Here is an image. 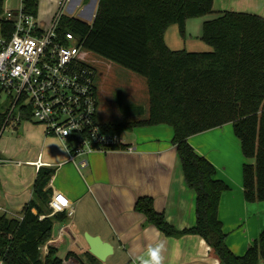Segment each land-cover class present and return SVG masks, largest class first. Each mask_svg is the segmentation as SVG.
<instances>
[{
  "label": "trees",
  "instance_id": "16d2710c",
  "mask_svg": "<svg viewBox=\"0 0 264 264\" xmlns=\"http://www.w3.org/2000/svg\"><path fill=\"white\" fill-rule=\"evenodd\" d=\"M212 1L98 0L90 24L62 15L57 33H73L90 53L146 81V119L103 124V131L120 135L133 128L158 125L173 130L171 143L185 184L195 193L194 226L181 232L173 230L147 197L138 198L134 210L166 236L201 237L219 264H264V228L243 255L236 256L226 247L217 208L227 187L187 141L193 135L231 124L246 160L241 171L243 198L249 203L264 202V19L227 12L205 21L200 40L210 52H173L163 41L169 26L176 25L182 36L187 19L211 13ZM5 4L6 0H0V17ZM36 10L37 0L23 1L25 13L35 15ZM114 101L124 118L144 114L141 106H124L117 97ZM3 118L1 114L0 126ZM126 147L121 144L115 149ZM52 174V169L37 170L32 198L22 208L20 219L0 214L2 264H62L63 258L75 257L72 251L60 257L51 246L44 257L39 251L51 240L54 222L66 219L63 213H43L49 197L45 187ZM84 256L87 264H98L89 253ZM77 262L84 264L79 258Z\"/></svg>",
  "mask_w": 264,
  "mask_h": 264
},
{
  "label": "crops",
  "instance_id": "0c3cea01",
  "mask_svg": "<svg viewBox=\"0 0 264 264\" xmlns=\"http://www.w3.org/2000/svg\"><path fill=\"white\" fill-rule=\"evenodd\" d=\"M73 1L76 6L79 3L83 6L79 13L81 18L77 19L89 20L85 23L90 24L98 0H69L64 6L67 11H72ZM7 4L8 0L4 9L17 6V2L14 7ZM227 12L264 19V0H213L211 13L185 21L182 36L176 25L169 26L163 33L164 44L173 52H210L211 48L200 40L201 26ZM35 15L41 23H48L37 10ZM141 83L145 88L146 81ZM144 113L147 117L146 110ZM96 119L101 125L110 123L104 119L99 122L98 114ZM5 131L7 135L2 139ZM130 132L128 139H120L131 151L126 148L94 153L84 159L87 166L79 169L67 162L66 152L56 137L45 135L43 126L29 115L22 116L17 126L0 135V213L21 218L22 208L32 198L38 170L33 164L38 160L42 164L40 168L53 170L45 187L48 199L57 191L74 204L67 229L80 251L70 249L75 252V257H70L73 262L82 255L86 263V236L96 237L111 247L112 253L104 261L97 260L98 264H134L149 244L160 241L165 242V264H219L201 237L166 236L134 210L136 200L147 197L154 211L161 214L173 230L181 232L195 223V193L185 184L176 149L171 143L172 128L158 125L137 127ZM187 141L196 154L213 166L214 177L227 187L219 197L217 218L225 234L226 247L234 255L241 256L264 228V202L249 203L243 198L241 171L246 160L241 154L239 140L231 124H225L193 135ZM249 163L253 164V160ZM31 212L36 213L35 210ZM65 223L54 222L49 240L51 247L61 251L60 257L68 250V239L63 235L55 244L51 241Z\"/></svg>",
  "mask_w": 264,
  "mask_h": 264
},
{
  "label": "built area",
  "instance_id": "2783aa9c",
  "mask_svg": "<svg viewBox=\"0 0 264 264\" xmlns=\"http://www.w3.org/2000/svg\"><path fill=\"white\" fill-rule=\"evenodd\" d=\"M23 1L17 0L14 9H3L0 17V107L4 109L0 135L17 126L22 116L29 115L43 126L45 135L60 141L68 163L84 168V159L94 153L116 150L122 141L119 134L103 131L97 122L98 91L94 70L87 60L89 51L73 33H57L69 0H48L57 3L58 11L47 27L41 25L36 15L23 11ZM33 166L39 169L42 164L37 160ZM47 207L49 216L63 213L66 218L52 244L64 235L69 241L67 251H80L67 229L74 204L62 193L53 191ZM49 243L39 248L41 257L47 254ZM62 264L79 263L67 257Z\"/></svg>",
  "mask_w": 264,
  "mask_h": 264
},
{
  "label": "rangeland",
  "instance_id": "374dc122",
  "mask_svg": "<svg viewBox=\"0 0 264 264\" xmlns=\"http://www.w3.org/2000/svg\"><path fill=\"white\" fill-rule=\"evenodd\" d=\"M17 0H8V7H14L16 5ZM86 2V1H85ZM93 2V1H90ZM76 3V2H75ZM73 1L70 6H72V11H67L65 8L62 11V14L64 17L68 18H79V13L83 6L79 3L78 6H76ZM89 3V1H88ZM37 11L39 16H43L46 19L48 23H41V20H37L41 23V25L47 27L46 25L50 24L52 17L54 14L58 11V6L56 2L48 1V0H37ZM81 18V17H80ZM84 22H88L89 20H84ZM88 63L93 68L95 73V87L98 91V97H97V114H98V120L99 122L103 119L106 120V122L110 123H124V122H130L135 123L138 121H144L146 119V113H144L142 116H131L128 118H124L121 116V113L117 110V106L115 104L114 99L117 97L121 99L122 105H132L137 104L142 107H144V110L147 111L148 109V96H147V90H146V83L145 88L142 85L141 82L145 81L144 78H141L137 76L136 74L121 68L109 61H106L100 57H97L96 55L89 52L88 55ZM137 90H134L136 88ZM147 100V106L145 105V102ZM6 104V103H5ZM4 104V105H5ZM3 104H0L2 107ZM0 107V113L4 111L3 108ZM5 131L2 134V139L5 138L7 135ZM130 131H123L120 133V137L122 139H128L130 137ZM1 139V140H2ZM0 140V141H1ZM50 214V210L48 207L46 209H43V213ZM7 219H13V216H7ZM61 251H58V254H60ZM79 257V259L84 263L85 260L83 257Z\"/></svg>",
  "mask_w": 264,
  "mask_h": 264
},
{
  "label": "clouds",
  "instance_id": "9594fccd",
  "mask_svg": "<svg viewBox=\"0 0 264 264\" xmlns=\"http://www.w3.org/2000/svg\"><path fill=\"white\" fill-rule=\"evenodd\" d=\"M165 242L160 241L155 245L149 244L143 255L136 258L138 264H165ZM134 261V264H136Z\"/></svg>",
  "mask_w": 264,
  "mask_h": 264
},
{
  "label": "water",
  "instance_id": "95a60500",
  "mask_svg": "<svg viewBox=\"0 0 264 264\" xmlns=\"http://www.w3.org/2000/svg\"><path fill=\"white\" fill-rule=\"evenodd\" d=\"M92 16V11L90 17ZM85 237L86 244L88 245V253L98 261L104 259L112 253L111 247L107 243H103L96 237Z\"/></svg>",
  "mask_w": 264,
  "mask_h": 264
},
{
  "label": "bare ground",
  "instance_id": "6f19581e",
  "mask_svg": "<svg viewBox=\"0 0 264 264\" xmlns=\"http://www.w3.org/2000/svg\"><path fill=\"white\" fill-rule=\"evenodd\" d=\"M66 5V4H65Z\"/></svg>",
  "mask_w": 264,
  "mask_h": 264
},
{
  "label": "snow or ice",
  "instance_id": "6c2138e0",
  "mask_svg": "<svg viewBox=\"0 0 264 264\" xmlns=\"http://www.w3.org/2000/svg\"><path fill=\"white\" fill-rule=\"evenodd\" d=\"M63 202V201H62Z\"/></svg>",
  "mask_w": 264,
  "mask_h": 264
}]
</instances>
